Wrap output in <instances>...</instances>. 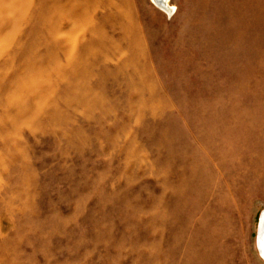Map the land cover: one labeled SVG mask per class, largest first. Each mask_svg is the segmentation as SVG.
Listing matches in <instances>:
<instances>
[{
  "label": "rangeland",
  "instance_id": "obj_1",
  "mask_svg": "<svg viewBox=\"0 0 264 264\" xmlns=\"http://www.w3.org/2000/svg\"><path fill=\"white\" fill-rule=\"evenodd\" d=\"M0 0V264H264V0Z\"/></svg>",
  "mask_w": 264,
  "mask_h": 264
},
{
  "label": "bare ground",
  "instance_id": "obj_2",
  "mask_svg": "<svg viewBox=\"0 0 264 264\" xmlns=\"http://www.w3.org/2000/svg\"><path fill=\"white\" fill-rule=\"evenodd\" d=\"M153 1L163 10L168 11L169 13L172 12L173 9L169 4V0H153ZM258 248L262 257L264 258V211L260 217L258 224Z\"/></svg>",
  "mask_w": 264,
  "mask_h": 264
}]
</instances>
